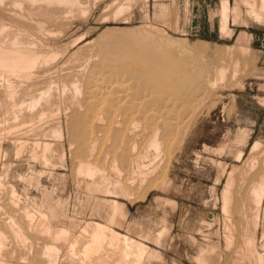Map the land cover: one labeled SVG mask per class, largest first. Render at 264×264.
I'll use <instances>...</instances> for the list:
<instances>
[{
    "label": "bare ground",
    "instance_id": "bare-ground-1",
    "mask_svg": "<svg viewBox=\"0 0 264 264\" xmlns=\"http://www.w3.org/2000/svg\"><path fill=\"white\" fill-rule=\"evenodd\" d=\"M104 1L0 0V109L2 110V107L9 105V108L4 109L6 110L4 115L7 116L4 120L8 119V116L9 118H15L14 121L11 119L13 122L10 124H6L7 120L4 123H0L7 125V127H4L9 131H15L19 130L17 128L21 129L24 125L28 126V123H33L35 119L42 121L47 118H53L56 115L58 116L57 113L60 112L59 108L62 103L65 106L64 114L71 112V108L74 107V112H71L73 122L71 123L72 120H70L71 124L69 123L66 128L68 131L71 130L70 132L76 129V132L72 134V140L68 141V148L69 151L74 150L76 152L78 150V152L82 153V158L77 166V173L81 178L82 187L87 188L89 186L91 193L104 196L102 202L104 204V212L109 213L104 220L87 221L78 233H72L69 229L63 227L55 229V227L51 226V218L64 217V211L59 206V197L55 187H52V189L44 188L41 185L42 181L38 180L34 172L27 175L17 173L18 180L24 182V184L26 183L28 186L34 185L35 187L33 186V188L42 189L43 198L42 200H37L36 197L30 199L31 197L22 196L14 184H11L10 188H6L5 183L0 181V264H150L154 260L160 261L151 246L122 231L126 219L122 208L119 206V201L114 198V195L118 188L119 190H125V186L121 183L124 171L128 175V184L130 186L138 181L142 183L147 179L149 181L154 176L159 178L162 173L164 176L168 165L164 167L161 173L159 170L161 171L160 168L166 161V158L164 161L163 157L166 156V153L168 154L166 152L168 151L166 148L168 144H166L167 138L175 130L174 122L179 119L180 114L188 106L189 101L196 96L197 88L202 85L203 79L208 75L206 66L203 63L196 64V61H194L195 55L202 58L205 52L202 55L200 53L202 51H200L198 46L191 47L189 44L173 40L174 38L167 39L161 36L163 43H159L151 37L148 30H143V28L135 31L131 28L107 27L103 30V34L101 32L100 35L102 36L98 40L91 39L93 42L94 40L99 41V46L92 54L86 56L79 55L80 48L74 52L70 51L71 47H77L82 41L87 40L86 32L74 38L67 48L61 49L51 46L52 41H59V39L61 40L73 32L71 31V26L75 20L91 16ZM138 1L124 0L120 3L116 1L106 3L101 21L107 22L111 16L115 20L118 19L126 12H129ZM241 1V4L249 8L248 13L255 21L264 22V0ZM241 4H236L235 9H233L228 0L223 2V31L227 30L228 22L233 12ZM111 9L112 13L110 16L106 12ZM128 20L129 17L125 18V21ZM33 28L35 29L33 30ZM77 31H74L73 34ZM235 49L243 52L247 51L245 50L246 48L243 49L233 45H226L223 55L219 52L220 49L215 51L223 56H221L220 60L227 62L229 57L230 60H228L231 62L238 59L237 57H232ZM85 53L88 52L86 51ZM226 54L227 58L225 57ZM41 56L44 57L46 64L49 61H56L59 57L65 58L66 61L62 64L64 67L71 64L68 70L60 69V71H68L67 75L70 79L69 82L68 80L62 81L60 91H55L51 83L38 84L36 79L40 76H36L35 69ZM98 62L102 78L99 77L100 83L97 85L98 90L95 91L90 84L93 82L92 73L95 72L94 74L97 77L96 73L98 71L97 69V72L94 70L97 68ZM229 71L228 65L220 66L217 70L218 78H216L215 83L218 85L219 83L222 84ZM12 79L15 80L12 81ZM119 81H121L120 84ZM210 86L212 85L210 84ZM203 99V103L201 102L196 111L204 104L205 97ZM94 104H96V107H93ZM97 110L101 112L99 117L94 114V117L96 118L97 116L98 118L96 120L95 118L92 119L90 113ZM111 112L115 113V118L116 120L118 119L117 123L119 124L117 130L119 134L115 131L116 135L110 144H107L118 149H114L118 153L112 158V154L108 150H106V153H102L100 148L105 152V147L104 145H99L101 142L98 138V133L95 134L96 132H94L95 126L98 128V125H101L104 130L105 125H109L108 122L114 121L113 115H111L113 116L111 120L107 117ZM28 119L30 120L27 121ZM97 121L98 125H94ZM38 123L40 125V122ZM58 125H56L57 128H55L56 126L53 127L55 129L50 125L53 130L49 127L46 129L52 131L53 139L46 141L43 145L36 140L27 139V141H20L22 137L19 140V137L17 138V141L20 142L18 143L19 149L16 154L21 151L23 153V149L25 150V147L30 145L32 152L29 153L31 154L30 158L37 160L41 167L37 174L38 177L47 175L52 178L55 170L66 167L67 147L64 143L66 135L63 128L60 127L61 124ZM62 127H64V124ZM31 128L33 130L34 127ZM31 128L29 127V129ZM189 128V125L188 127L186 126L180 138L177 139L176 146L178 148L182 147ZM41 129L43 130V126ZM1 130L0 133L2 134ZM121 130L128 131V135L130 134L133 140L126 142ZM177 130L180 132V129ZM29 131L31 132V130ZM45 131L43 132L45 133ZM104 131H107V129ZM10 133L4 135L9 136L7 134ZM42 133L38 135L41 136ZM99 133L103 132L100 131ZM15 134L17 135V132ZM45 134L43 135L45 136ZM144 134H146V137L142 138ZM15 137L17 136L12 137V139H5L6 141L7 139L13 141ZM107 137L109 138V136ZM39 139L38 141H41L42 137L41 140ZM250 151V156L246 163L248 172L255 169L258 157L264 155V146L262 147L260 141H256ZM173 152L174 150L169 154ZM20 154H18L17 158ZM237 156L241 160L242 152ZM99 158H102V160H99ZM15 162L18 163L17 160ZM72 164L74 166L75 163ZM107 166L112 170V174L109 172L111 174L109 176L106 174ZM4 167L7 170L8 162ZM75 167L71 168L74 169ZM108 168L107 170H109ZM9 169L11 168L9 167ZM74 170L72 171L73 174L76 172ZM4 173L6 174V172ZM7 174L9 173L7 172ZM236 174L235 169L228 174L225 188L222 189V213L228 218L232 200V184ZM152 185H156V183ZM125 192L123 193L125 194ZM251 196L255 205L253 224H255V228L258 226L262 227L264 236L263 174L260 176L257 186H252ZM23 197H25L26 201H30L31 210L24 208L22 211L20 201L22 202ZM130 198L133 197L130 196ZM76 205L74 206L76 207ZM74 215L72 216L74 217ZM228 218H226L225 224L227 229V234L225 235L226 244H229L233 238L230 232L235 233L232 231L234 228L233 222H231V218ZM133 226H129L127 230L139 234L140 237L143 236L144 239L148 238V240L156 241V243L163 233L159 231L157 234L154 232V234L144 236L145 234H142L141 230ZM247 243L249 248L246 249V252L243 251L244 249L242 250L245 253L243 254L247 259V264H252L251 262H254L255 259H257V264H264V253L257 251L254 238H248Z\"/></svg>",
    "mask_w": 264,
    "mask_h": 264
},
{
    "label": "rangeland",
    "instance_id": "rangeland-1",
    "mask_svg": "<svg viewBox=\"0 0 264 264\" xmlns=\"http://www.w3.org/2000/svg\"><path fill=\"white\" fill-rule=\"evenodd\" d=\"M115 1L120 3L124 0H105L91 16L75 20L74 24L71 26V31H77L80 27L76 33L73 34L72 32L66 35L63 39H59V41H52L51 46L61 49L67 48L74 38L86 32L87 40L82 41L77 47H71L72 49L70 50L71 52H74L80 48L79 55L86 56L92 54V52L97 50L99 46V41L94 40L93 42L91 39L98 40V38L102 36L100 35L101 32L103 34V30L107 27L131 28L135 31H138L139 28L142 30L143 28V30H148L151 37L159 43H163L161 39L164 37L167 39L174 38L173 40L183 44H189L191 47L198 46L200 51H202L200 53L202 55L204 52L205 53L202 58L195 55V58L193 57L195 59L194 61H196V64L203 63L208 70V75L206 77L208 79H203L202 85L197 88L196 96L189 101L188 106L183 113H181L183 115L181 116L180 114L179 119H176L177 121L175 120V130H173L174 132L167 138L168 141H166V144L168 143L169 145H166L168 150L166 152H168V154L166 153V156L163 157L164 161L166 158V163L164 162L160 168L161 171L159 170L161 173L162 170H164V167H167L168 165L164 176L162 173V176L160 175L159 178L154 176L151 177L149 181L148 179L143 183L138 181L130 186V184H128V175H126V171L123 172L121 183L125 186V190H119L118 188L116 189L117 195H114V198L119 201V206L122 208L126 219L122 231L159 250L152 248L160 258V261L154 260L151 262L152 264H201L200 262L194 261V258L198 253L211 254V256L215 254V256H219V262L222 264H234L236 257L241 253H244L239 249L243 239L244 230L246 232L248 229H256L253 225L245 226L246 221L253 222L255 209H249V206H252V203L250 202V200L252 201L251 190L249 191V189H252V186H250V184L253 179L260 180V176H262V174L264 175V155L258 157L254 170L248 172L246 165L253 142L260 141L262 147L264 146V24L254 22V19L248 13L249 8L246 5L241 4V0H230L229 2L233 9H235L234 7L236 4H241V7L239 6V8L233 12V17L231 16L228 22L229 28L227 29V32L220 31L221 18L219 17H221V12L219 6L221 0H139L133 5L130 10L131 12H126L123 16L115 20L111 16V9L106 12L110 14V20L107 22L101 21V16L104 14L103 9H105L106 3L108 4ZM127 17H129V20L125 21V18ZM34 29L35 28H33V30ZM241 31H246L251 35V39L247 42L250 47L248 52L235 49L232 57H237V60H232L230 62L227 54L225 56L226 58L228 57L227 62L220 60L225 52V46L236 44V37ZM82 46H85V52L87 51L89 54L84 52ZM205 48L207 51H205ZM215 50H219L222 55ZM65 61L64 57H59L56 61H49L47 62L48 64H46L44 57L41 56L35 69L36 76H40L36 79L38 80V84L44 85L51 83L54 86L55 91H60L62 81H70L67 75L68 71H60L61 68L63 70H68L71 65H65L64 67L62 64L65 63ZM97 64L98 66L94 70L96 71L97 69L98 71V73H96L97 77L93 71V82L90 84L95 91L98 90L97 85L100 83L99 77L102 78L101 71H99L101 69L99 62ZM224 65H228L230 71L227 73V77L223 83H219L218 85L215 83L217 80L216 78H218L217 70L220 66ZM58 74H60L61 77ZM14 80L12 79V81ZM209 82L212 86H210ZM120 83L121 81H119V84ZM95 85L97 89L95 88ZM204 97V104H202L200 109L196 111L201 102L203 103ZM95 105L96 104H94L93 107H96ZM60 106L62 108H59L60 112L57 113L58 116L56 115L53 118H47L42 121L35 119L33 120L34 122L32 121L33 123H28L30 126L27 124L28 126L24 125L21 129L17 128L19 130L15 131H9L6 128L7 125L1 124L4 123V121L6 122V120V124H10L15 119L9 118L8 116V119L4 120V118H7V116L4 115V113H6V110L4 109L9 108V105H6L4 108L2 107V110L0 109V117L2 118H0V129H2V134L0 133V181L5 183L6 188H10L11 184H14L16 189L18 188L17 191H19V194L22 196L25 195V197H31L30 199L36 197L37 200H42V189L33 188L34 185L28 186L26 183L25 186L24 182L18 180L16 176L18 174L27 175L34 172L38 180L40 182L42 181L41 185L44 186V188L52 189V187H55L56 193L59 197V206L64 211L63 218H51V226L53 228L55 227V229H60L61 227L67 228L72 233H78L80 228L83 227L87 221L104 220L109 213L104 212V204L102 203L104 196L91 193L89 186L87 188L82 187L81 178L77 173V166L79 160L82 158V153L78 152V150H76V152L73 150V153V151H69L68 148V141H70V139L72 140V134L76 132V129L73 132H70L71 130L68 131L66 128L68 127L67 125L70 123V120H72L71 123L73 122L71 112L74 107L71 108V112L64 114L65 106L63 103ZM91 113L90 117L94 119V116L97 115L99 117L101 112L97 110L92 113L93 115ZM114 114L115 113L111 112L107 117L111 120V117L114 116L113 118H115ZM97 116L96 118H98ZM58 118L59 120H57ZM11 119H13V121H11ZM29 120L30 119L27 121ZM111 121L112 122H108L109 125L107 124L105 125L106 127H104V130L107 129V131H104L103 128H101L102 126L98 125L97 121L94 125L97 124L98 128L95 126L94 132H96L95 134L98 133V138L101 142L99 145H104L106 148H104L105 152L100 148L102 153H106V150H108L110 154H112V156L110 155L112 158L118 153V149L117 147L113 148L107 144H110L116 135L119 124L117 123L118 119L116 120V118L114 121ZM38 122H40V125ZM57 122L58 124H61L59 125L63 128L66 135L64 141L67 147V158L65 160L66 167L55 170L52 178H49L47 175L38 177L37 174L41 167L37 160L30 158L31 154L29 153H32L30 145H27L25 150L23 149V153L22 151L19 152L18 154H21L17 158L18 154L16 153L19 149L18 143L29 139L31 141L36 140L39 143L41 142L40 144L43 145L46 141L53 139L51 130L57 128ZM62 122L64 127H62ZM33 124L34 126H32ZM37 125L38 127H36ZM50 125L52 128L56 127L52 129ZM188 125L190 128L187 132L188 134H186L185 141L183 142L182 147L178 148L176 146L177 139L180 138ZM42 126L43 130L41 129ZM29 127L34 128L32 130V128L29 129ZM48 127L51 128V130H46ZM110 129L112 132L114 131V133L109 131ZM177 129H180V132ZM239 129H246L248 131V138L245 144L244 138L239 139V137H237ZM29 130H31V132ZM99 130L103 133H99ZM43 131H45V133L47 132V135ZM16 132L17 135H14ZM23 132H25L24 135ZM35 132L39 133L36 134ZM6 133L12 135L7 134L9 136H5L4 134ZM40 133H42L41 136L38 135ZM128 133V131L121 130V134H123L122 136H125L124 138L126 142L133 140V137H131L130 134L128 135ZM31 134L34 136L32 137ZM43 134H45V136ZM117 134H119V132ZM36 135L38 138L35 137ZM14 136H17L13 140L15 142L10 140ZM107 136H109V138ZM20 137L22 138L20 139ZM145 137L146 134L142 135V138ZM5 138L10 139H7L6 141ZM17 138L18 140L20 139L19 142L17 141ZM38 139L41 141H38ZM102 142H105L106 144H103ZM220 146L221 149L219 148ZM115 148L117 150H114ZM172 150H174V152L169 154ZM239 150H243L245 156H243L240 161H236V152ZM13 160H17L18 163ZM99 160H102V158H99ZM7 162L8 167L6 170V167L4 166L7 165ZM72 163H75L74 166ZM9 167L11 169H9ZM71 167H75V170ZM107 168L108 166L106 167V174L109 176L112 174V170H110L111 168H108L109 170H107ZM234 169L237 174L235 176V186H232V191L234 189V198H232L233 202L228 218L222 213L221 204L223 199H221V191L226 181L225 176L227 175L228 177V174ZM73 170L76 171L75 174H73ZM4 172H6V174ZM7 172L9 174H7ZM109 172H111V174ZM154 183H156V185H152ZM129 187L132 189L130 190ZM123 192H125V194ZM130 196L133 198H130ZM25 197H23L22 202L20 201L22 211L24 208H26V210H31L30 201H26ZM74 205H76V207ZM71 214H75L74 217ZM224 217L228 219L231 218V222L233 220L236 226L234 241L229 248H226L224 241L225 232H227L225 225L227 220L226 218L224 219ZM133 221H135L134 224H140V228L151 229L156 232H158L162 226H168L169 229L168 232L163 235L161 243L158 244L159 246H157L153 241L143 240V236L140 237L139 234L127 230ZM260 229L261 228L258 226L256 232L257 246L259 248H261ZM191 236L196 238L195 242L192 241ZM250 237L251 236H248L246 240ZM254 240L256 242L255 237ZM208 245L211 246L210 249L206 248ZM214 245H216L217 248H213L215 247ZM226 245H230V243ZM198 246L202 248H199ZM262 246L263 249H258L259 251H264V244ZM243 251L246 252V250ZM216 261L218 262V259Z\"/></svg>",
    "mask_w": 264,
    "mask_h": 264
},
{
    "label": "crops",
    "instance_id": "crops-1",
    "mask_svg": "<svg viewBox=\"0 0 264 264\" xmlns=\"http://www.w3.org/2000/svg\"><path fill=\"white\" fill-rule=\"evenodd\" d=\"M226 0H221V2H220V6H219V10H220V12H221V17H219V18H221V20H220V31H222V32H227V30L226 31H223L222 30V27H223V23H224V17H223V2H225ZM229 2H230V0H228ZM223 21V22H222ZM254 22H257V23H260V24H264V22H258V21H255L254 20ZM157 26V25H156ZM228 28H229V26H228ZM227 28V29H228ZM233 35H234V33H233ZM232 35V36H233ZM248 35H250L248 32H246V31H241L238 35H237V37H236V41H237V43L236 44H234L233 46H238V47H242V48H246V50H247V52H248V50H249V46H248V41L251 39V35L250 36H248ZM237 137H239V139L240 138H244L245 140H244V144L247 142V138H248V131L246 130V129H239L238 130V136ZM254 142H256V141H254ZM254 142H253V144H254ZM252 144V145H253ZM220 149H221V146L219 147ZM242 152V157L243 156H245V153H244V151L243 150H239V151H237L236 152V161H240V159H238L239 158V156H237V155H239V154H241V152ZM240 152V153H239ZM238 157V158H237ZM230 170V169H229ZM226 177V180H227V175L225 176ZM219 179H221V178H219ZM259 181V179H253V181L251 182V184H250V186H257V182ZM235 182H236V178L234 179V181H233V184H232V186H235ZM225 185H226V181H225V184H224V187H223V189L225 188ZM251 189H249V191H250ZM222 192L223 191H221V195H222ZM232 198H234V189H233V191H231V199ZM253 201V200H252ZM251 200H250V202L252 203V206H249V209H252V208H255V205L253 204V202H252ZM232 200H231V203H230V207H229V210L231 209V207H232ZM221 209H222V204H221ZM261 210V209H260ZM134 222L135 221H133L132 223H131V225L130 226H132V225H134L133 227H135V228H137V229H139V230H141V233L142 234H145L144 236H149L150 234H154V232H155V234H157V232L156 231H152L151 229H143V228H140V224H134ZM232 222H233V220H232ZM233 225H234V229L232 230L233 232H235V230H236V226H235V223L233 222L232 223ZM251 225H255V224H253V222L251 221H246V224H245V226H251ZM261 229V248H259L258 246H257V229H258V227L255 229V230H253V229H251V230H249L248 229V231L246 230V232H245V230H244V235H243V239H242V242H241V245L239 246V249H241V251L244 249V250H246V249H248L249 247H248V243H247V240H246V238L248 237V236H254L255 237V239H256V242H255V245H256V249H257V251H259L258 249H263L262 247V245L264 244V236H263V234H262V227H260ZM168 229H169V227L168 226H163L162 228H161V230H159L160 232L162 231L163 233H162V235H161V237L159 238V242L157 241V243H156V241H153V240H150V241H153L154 243H156L155 245H157V246H159L158 244H160L161 243V239H162V236L164 235V234H166L167 232H168ZM166 230V231H165ZM159 231H158V233H159ZM231 233V235H232V242L230 241V244L231 245H226V239H225V236H224V240H225V246H226V248L228 247H231L232 246V243H233V241H234V234L232 233V232H230ZM227 233L225 232V235H226ZM253 237V238H254ZM191 239H192V241L193 242H195V240H196V238L195 237H193V236H191ZM143 240H148V238L146 239H143ZM201 244V243H200ZM149 246H151V245H149ZM215 247H213V248H217V246L216 245H214ZM247 246V247H246ZM199 247V246H198ZM204 247V246H203ZM151 248H154V249H157V248H155V247H152L151 246ZM199 248H202V247H199ZM207 249H210L211 248V246L210 245H208L207 247H206ZM158 250V249H157ZM159 251V250H158ZM259 252H261V253H264V251H259ZM161 253V252H160ZM241 253V252H240ZM239 255V254H238ZM245 258V259H244ZM218 259V262L216 261ZM255 259V258H254ZM253 259V260H254ZM219 256L217 257V256H215V254H213L212 256H211V254H205V253H201V254H199L198 253V255L197 256H195V258H194V261L195 262H200L201 264H222L221 262H219ZM245 260V261H244ZM252 260V261H253ZM217 262V263H216ZM254 262H256L255 264H257V259H255L254 260ZM254 262H251L252 264L254 263ZM244 263H246L247 264V259H246V257L244 256V254H240L238 257H236V259H235V263L234 264H244Z\"/></svg>",
    "mask_w": 264,
    "mask_h": 264
}]
</instances>
